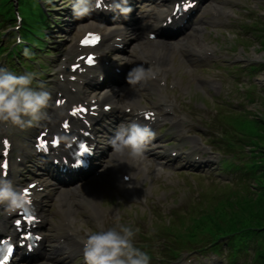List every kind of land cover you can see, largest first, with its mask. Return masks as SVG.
Masks as SVG:
<instances>
[{
    "label": "rangeland",
    "instance_id": "rangeland-1",
    "mask_svg": "<svg viewBox=\"0 0 264 264\" xmlns=\"http://www.w3.org/2000/svg\"><path fill=\"white\" fill-rule=\"evenodd\" d=\"M51 1L52 0H48V2ZM73 2L74 0H57L54 6L50 5L49 7L52 8L54 12L52 14V19L55 22L50 21L49 28L45 30V32L49 34V36H47L49 53L42 57V62L47 64L46 70H44L43 73L46 74V78L51 79L50 82L58 80L57 71L60 69L61 63L63 62L62 57L70 50L76 39L77 31L72 29L75 23V17L71 10ZM207 6L209 11H211L213 6L217 7V23H215V26H212V28L208 30H204L201 35L191 31L188 32L186 36H180L176 40L170 41L172 44L171 50L173 52L171 57L173 63L170 66L173 72L180 77L184 87L182 92L176 90L173 93L175 94V98L178 97L182 101V104L176 107L179 112H175L174 117L170 119L169 123L173 121L174 123H179L174 127L168 125L161 129L162 132L166 129V131L172 135L170 138L171 140H176L183 136L184 132H182V130L186 125L192 130V134H197L196 132H198L202 135L204 134L203 137L211 136V130L216 129H211L213 126H211L210 121H212L211 115L213 114H205L203 105L208 104L210 108H217L218 104L214 98L222 100L229 97L231 100V105L223 107L224 113L228 114V116L224 117L220 115V117L217 118V127L224 128V130L221 131L222 136L223 133L228 135L229 131L234 130L235 122L239 121V119L235 120L237 112H232V110H251L253 108V112L258 111L264 114L262 100L258 105L256 104L253 107V104L248 103L247 99L253 96L252 92L249 91V87H252L249 86L250 83L259 80L258 87H256L258 91L264 86V68L259 67L255 72L247 76H245V70L242 72L240 81L245 84L244 94H240L241 92L237 89L239 81L236 82L237 79H233V76H231V70H234L236 75L237 73L239 74V71L236 72V68L233 67L234 65L240 64L238 68H244L243 64L245 63H241L243 59L247 61L254 60L258 63L264 61V49L260 48L258 41L253 38L257 31H253V33L246 35V39H243V42H240L238 39L240 35H244V32L240 28V25H243V23L246 24L250 21L251 24L254 23L259 27L264 24V19L261 16L264 15V0H209ZM30 7L29 0H22L21 11L26 17H30ZM206 8L207 7H205L204 11ZM145 9H147V7ZM159 9L163 8L150 7L148 11L149 17L145 21L139 23V25L145 27L151 23ZM141 15L140 10L134 12L136 18H139ZM262 28L263 27L260 29ZM3 30L1 28L0 32ZM4 34L1 40L3 46L6 47V51L0 53V67L8 69L7 65H9V63H6V56L9 49L14 46V41L10 33L5 32ZM144 39L142 30H140V34L135 31L128 32L125 36V47L122 53L118 54L115 58H119L121 62L128 64V68L131 70L135 67V60L138 54L136 47L138 44L144 43ZM151 44L152 43H148L147 45ZM180 44L183 46L180 47ZM199 45H205L213 51L215 57H212L210 62L213 63L216 61V65L210 62L201 64L196 60L195 51H197V49L194 48H197ZM230 46L232 48H230ZM227 47L228 50L226 49ZM186 70H190L193 73V79L187 77L185 74ZM250 75H252V77H250ZM217 77H220L219 81H215ZM120 80L122 81V79ZM126 82L127 76L123 78V83L120 87L116 88L118 91L113 92L112 98L116 100L117 106L123 108L125 103H127L125 102V93L127 90L139 91L140 100L138 104H141V107H153V103L157 102V95L154 92L153 83L149 81V78L135 87L129 86ZM259 97L264 99V94ZM236 103L237 105H235ZM187 109L191 110L186 112ZM157 113L161 114L160 111H157ZM112 120L114 121V119ZM177 131H179V135H177ZM213 134H215V131ZM167 141L169 142L168 139ZM221 141L222 139H217L214 144L218 152L224 156H231V149H226ZM234 141H236V138ZM246 150L247 149H245V151ZM215 156L216 155L213 154V157ZM107 159L105 164L109 163ZM107 164L105 165L106 167ZM103 168L102 166L99 168L98 171L101 175H99L98 178L92 179L91 177L86 181L90 182V180L96 179L94 182L97 186L102 188L99 195H97L98 199L96 200L98 202L95 200L94 196L87 192V188L79 189V191L74 193L71 191V187L65 191L60 188L56 190H54V188H48L49 193L44 202V211L49 221V224L46 226V234L51 241L49 245H53L56 237L62 236L65 233V228L62 223L63 217L59 212V206L61 205L59 201L61 200H65L68 210L72 209V212H75L72 216L79 220L77 223L78 226L82 224L81 227L84 229L98 228L101 226L93 220L95 219L93 215L92 218H90L89 213L86 212V210L91 211L92 206H90V203L87 201V197L81 198V195L85 192H87L90 198L94 199L93 203L105 208L101 216V221L107 228L108 226L119 225L118 220L120 219V224L129 225L143 232H148L149 230V232L153 234V231L150 229L153 225V221L151 225L147 222L149 209L145 204V200L150 194L152 195L154 203L158 204L161 202L165 205V208L169 206L174 211L178 210L179 212L176 214L179 216L182 214L184 215L182 218H184L185 224L176 229L180 231L179 235H181L186 231V226H190L192 216L203 215L205 212L210 213L213 204H215L212 199L225 191L222 187L224 186L223 181L219 177L214 178L218 173L215 168H209L206 174L202 172L188 174L186 172L191 173L188 170H176L172 176H170L171 174L164 175L162 173L155 175L150 171V173H146V176L143 177L142 175V179H144L143 186L148 192L141 197L140 201L134 200L133 202L123 203L117 198L109 183V180L112 182L111 171L113 168H107L106 171ZM210 177L214 180L211 181L207 179ZM56 191L59 192L57 193ZM84 200L88 203L84 202ZM204 200L207 201L205 202ZM186 206L188 207L187 214L185 212L183 213V208H186ZM118 212L121 215L119 219ZM154 212L158 215L157 211ZM135 220L138 221L137 224H133ZM153 220H155V218ZM159 226L162 227L163 225L161 224ZM59 227L63 229L59 230ZM134 239L138 240V237L135 235ZM248 255L246 256L244 264H246L249 259Z\"/></svg>",
    "mask_w": 264,
    "mask_h": 264
},
{
    "label": "clouds",
    "instance_id": "clouds-1",
    "mask_svg": "<svg viewBox=\"0 0 264 264\" xmlns=\"http://www.w3.org/2000/svg\"><path fill=\"white\" fill-rule=\"evenodd\" d=\"M100 0H74L71 5L73 16L81 19L91 16L100 9ZM118 13L127 18L132 8L128 0H109L103 9ZM17 43H23L17 37ZM28 50L25 49V54ZM148 69L143 66L133 67L127 74V83L135 87L146 79ZM34 76L31 73L15 74L7 68L0 67V126L6 128H25L38 123L46 115L51 93L33 88ZM155 133L148 125L138 122L120 124L108 140L111 152L108 166L138 160L143 156L146 145ZM28 198L23 190H17L11 181L0 178V207L6 214L18 210H27ZM138 230L129 225L119 224L106 230L100 229L85 234L80 239L83 245L84 264H149L150 256L133 243Z\"/></svg>",
    "mask_w": 264,
    "mask_h": 264
},
{
    "label": "trees",
    "instance_id": "trees-1",
    "mask_svg": "<svg viewBox=\"0 0 264 264\" xmlns=\"http://www.w3.org/2000/svg\"><path fill=\"white\" fill-rule=\"evenodd\" d=\"M0 17H2L1 14ZM1 21L12 22V20H7V18ZM26 26L25 35L30 39H33V30L39 32L41 27L38 22L32 21L26 22ZM247 126L250 128L248 124H244L243 127L246 128ZM255 127L257 129L251 126V132L256 136L258 135V141L264 144V124ZM261 148L263 149L261 153L264 154V147L262 146ZM250 177L253 186L251 190L246 192L243 199L232 197L224 202V205H227L230 210L229 214H225L226 223L224 227H220L219 223L210 220V224L216 232L215 236H226L234 232L240 238H247L250 234H259L260 232L264 234V155L261 163L253 164ZM259 240L264 243V235L259 237ZM258 261L259 264H264V247L258 250Z\"/></svg>",
    "mask_w": 264,
    "mask_h": 264
},
{
    "label": "bare ground",
    "instance_id": "bare-ground-1",
    "mask_svg": "<svg viewBox=\"0 0 264 264\" xmlns=\"http://www.w3.org/2000/svg\"><path fill=\"white\" fill-rule=\"evenodd\" d=\"M104 22L107 23V24L103 28H100V27L96 26L94 23L89 24L87 27H89L91 29H98L100 31H104V38L105 39H106L107 36H109L112 33H118L120 36H124V34L121 32V28L126 26L124 23L121 24V25L113 26L110 23H108L107 21H104ZM127 26L131 27L130 25H127ZM132 31H134V30L130 29V32H132ZM152 44L151 45H147V44H144V43L138 44L137 47H136L137 51H138V54H148V53H153V54H156V55H164L165 54L164 56L172 57V54H173V52L171 50L172 46L168 42H157V43L153 42ZM182 46L183 45L180 44V47H182ZM204 49H205V45H201L198 48L200 53ZM199 51H197V52H199ZM125 98H126L127 102H132L133 104H137L139 102V95L137 93V90H127L126 93H125ZM101 100L104 103H106L107 101L112 103L111 97L109 98L107 93L102 96ZM114 105H115V103L113 102V106ZM117 110H118V108L114 107V111H117ZM119 165H122V164H119ZM131 166H135V164H133V162H132ZM84 187H86V186H82L80 189H82ZM72 190L76 191V192L79 191L78 186H75ZM87 192L90 193L91 195L96 196V195H99L97 193L100 192V189L98 187H96V186H88L87 187ZM36 197L39 199V201H41L42 198H43V194L39 193V194H37ZM38 206L40 207L41 205L38 204Z\"/></svg>",
    "mask_w": 264,
    "mask_h": 264
},
{
    "label": "snow or ice",
    "instance_id": "snow-or-ice-1",
    "mask_svg": "<svg viewBox=\"0 0 264 264\" xmlns=\"http://www.w3.org/2000/svg\"><path fill=\"white\" fill-rule=\"evenodd\" d=\"M91 39V42H95V40L97 39V38H95V37H92V38H90ZM86 43L87 42H89V41H85ZM88 62L89 63H92L93 61H92V59L91 58H88ZM77 111H84L83 109H78ZM75 114H77L76 112H73V115H75ZM65 127H67V124H65ZM57 143V141L56 140H53L52 141V144L53 145H55ZM4 144H5V146H7V141H4ZM38 147H41V148H43V147H46V142H41L40 144H38ZM81 147V151L82 152H86L87 151V149L85 148V146H83V145H81L80 146ZM6 166V165H5ZM20 221L19 220H17L16 221V224H17V226H19L20 225Z\"/></svg>",
    "mask_w": 264,
    "mask_h": 264
}]
</instances>
